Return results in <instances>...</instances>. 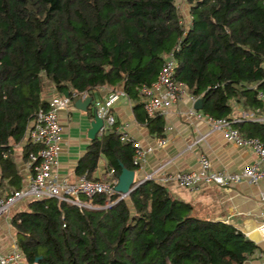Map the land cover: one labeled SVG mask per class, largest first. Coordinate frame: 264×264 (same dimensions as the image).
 I'll use <instances>...</instances> for the list:
<instances>
[{
	"label": "trees",
	"instance_id": "trees-1",
	"mask_svg": "<svg viewBox=\"0 0 264 264\" xmlns=\"http://www.w3.org/2000/svg\"><path fill=\"white\" fill-rule=\"evenodd\" d=\"M171 54L175 81L203 101L204 114L264 109V0H0L2 186L21 189L14 153L37 150L26 139L51 94L122 88L150 134L163 137L164 118L147 116L139 89L157 81ZM251 127L246 137L264 142V124ZM134 155L110 130L91 142L76 174L105 181L93 178L103 159L119 178L122 166L136 172ZM118 198L83 197L94 209L56 199L14 209L27 264H244L259 249L234 226L196 216L158 180Z\"/></svg>",
	"mask_w": 264,
	"mask_h": 264
},
{
	"label": "crops",
	"instance_id": "crops-1",
	"mask_svg": "<svg viewBox=\"0 0 264 264\" xmlns=\"http://www.w3.org/2000/svg\"><path fill=\"white\" fill-rule=\"evenodd\" d=\"M111 90L103 88L96 91L95 95L106 98ZM55 97L58 96L51 94L47 101ZM135 106L134 101L123 99L114 107L113 115L116 117L117 127L122 132H126L142 147L154 149L148 155L144 168L136 170L137 181L144 180L147 175L161 167L163 169L156 175L155 180L162 184L169 175L195 171L198 169L201 154L207 156L213 170L228 174H240L256 162V156L249 146L239 147L229 142L223 132H212L205 120L189 117L187 115L189 110L195 108L189 97L173 105L169 114L163 117L165 131L161 138L167 140L164 147L158 146L159 137L151 135L148 128L139 120L137 116L139 112L135 110ZM198 111L203 113L202 110ZM258 116L264 117V109L245 110L241 105H234L230 119L238 122L235 124L236 128L246 137L252 128L251 123L256 122L255 117ZM58 120L62 134L58 164L52 173L58 180L75 182L79 178L76 174L78 163L92 142L88 138V133L94 117L77 109L73 102L67 110L58 114ZM202 137L205 139L199 142ZM14 159L22 189L28 184L29 171L26 167L27 159L20 147L15 151ZM108 173L106 162L102 159L93 178L107 180ZM5 181L4 183H8ZM2 184L0 170V196L9 192ZM164 185L178 200L191 205L196 216L234 226L253 240L259 249L244 264H264V234L260 231L264 221V181L258 185H252L246 180L226 187L209 185L204 186L199 192H191L174 182ZM26 203L19 204L15 209L23 208ZM8 218L7 216L0 220V252L4 254L10 252L17 242L11 219Z\"/></svg>",
	"mask_w": 264,
	"mask_h": 264
},
{
	"label": "built area",
	"instance_id": "built-area-1",
	"mask_svg": "<svg viewBox=\"0 0 264 264\" xmlns=\"http://www.w3.org/2000/svg\"><path fill=\"white\" fill-rule=\"evenodd\" d=\"M175 61L173 55L166 60L158 76L157 81L150 87L139 89L141 103L148 117L161 116L169 114L173 105L189 97L193 105L200 98L192 95L188 88L180 82L175 81ZM264 68V63H263ZM86 100L91 98L90 108L94 110V115L103 121V127L98 136H103L110 130L119 134L123 143H130L135 150L134 164L139 170L144 168L147 163V157L154 149L152 147L144 148L138 142L130 137L126 132H122L117 127L116 117L113 115L114 107L128 96L122 88L112 89L106 98H100L95 92H85L74 94L72 97H55L48 102V108H41L34 119L31 129L28 133L26 143L36 147V151H31L26 161V167L29 171L28 184L25 188L13 190L0 196V220L9 216L13 208L23 202H30L43 199H56L60 202H66L79 208L94 209L91 202H84L83 197L93 200L96 196L112 197L115 193V187L118 178H115L114 171L108 173V179L105 181L88 180L85 176L76 179L75 182L58 180L52 171L58 164L59 144L61 141L62 128L59 124L58 114L67 110L73 104V98ZM258 97L264 100V92L260 91ZM129 99V98H128ZM191 118L205 120L210 126L212 132H223L229 142L239 147L249 146L256 156L254 165L246 168L240 174H228L212 169L211 162L206 155L201 154L198 161V169L191 172H178L175 175H169L163 180V184L174 182L179 187L185 188L191 192H199L204 186L218 185L226 187L230 184H238L246 180L252 185H258L264 181V142L258 138H247L241 135L235 124L237 121L230 118H213L210 115L203 114L191 108L187 114ZM254 118V116H253ZM256 122H264V117H255ZM202 137L200 141H203ZM167 144L165 138L158 139V146L164 147ZM6 158V155H3ZM163 167L146 176L142 184L146 181L155 180L156 175L160 173ZM119 194V193H118ZM129 194H119L117 201L124 200ZM113 203L106 201L104 208L112 206ZM261 233L264 234V221L262 222ZM0 264H27V261L15 243L8 253L0 252Z\"/></svg>",
	"mask_w": 264,
	"mask_h": 264
},
{
	"label": "water",
	"instance_id": "water-1",
	"mask_svg": "<svg viewBox=\"0 0 264 264\" xmlns=\"http://www.w3.org/2000/svg\"><path fill=\"white\" fill-rule=\"evenodd\" d=\"M65 97H69V92L64 93ZM92 99L87 98L86 100H78L75 102V106L77 109L88 112L90 110ZM196 110H202L203 109V101L201 99L198 100V102L195 104ZM103 127V121L101 119H98L94 115V120L91 123V129L88 133V138L90 140H95L98 137L100 129ZM118 183L115 187V191L119 194H131L138 186V182L136 179V172L132 170H128L122 166V172L118 178Z\"/></svg>",
	"mask_w": 264,
	"mask_h": 264
},
{
	"label": "rangeland",
	"instance_id": "rangeland-1",
	"mask_svg": "<svg viewBox=\"0 0 264 264\" xmlns=\"http://www.w3.org/2000/svg\"><path fill=\"white\" fill-rule=\"evenodd\" d=\"M183 9H184L185 14H187V12H188L187 7L184 6ZM87 114H88L89 116L94 117V110L90 108V110L87 112ZM14 209H15V208H13L12 211L10 212V214H9V216H8L9 218L11 217L12 213L14 212ZM9 218H8V219H9Z\"/></svg>",
	"mask_w": 264,
	"mask_h": 264
}]
</instances>
